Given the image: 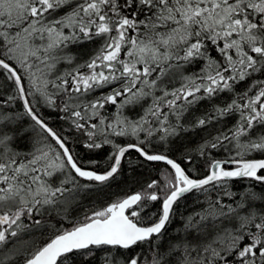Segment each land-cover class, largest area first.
I'll use <instances>...</instances> for the list:
<instances>
[{
	"label": "snow or ice",
	"instance_id": "6c2138e0",
	"mask_svg": "<svg viewBox=\"0 0 264 264\" xmlns=\"http://www.w3.org/2000/svg\"><path fill=\"white\" fill-rule=\"evenodd\" d=\"M0 264H264V0H0Z\"/></svg>",
	"mask_w": 264,
	"mask_h": 264
}]
</instances>
